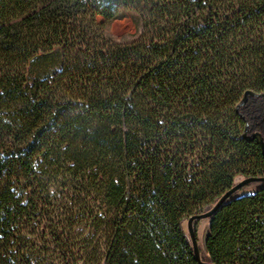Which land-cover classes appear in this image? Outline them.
<instances>
[{"label":"trees","instance_id":"1","mask_svg":"<svg viewBox=\"0 0 264 264\" xmlns=\"http://www.w3.org/2000/svg\"><path fill=\"white\" fill-rule=\"evenodd\" d=\"M246 89L264 0H0V264H198L188 217L264 175ZM207 223L202 260L264 264V182Z\"/></svg>","mask_w":264,"mask_h":264},{"label":"water","instance_id":"2","mask_svg":"<svg viewBox=\"0 0 264 264\" xmlns=\"http://www.w3.org/2000/svg\"><path fill=\"white\" fill-rule=\"evenodd\" d=\"M249 97H264V89L260 92L253 91L251 89H246L239 101L237 102L235 108L238 111L240 107H242L247 99ZM241 116L245 119V117L241 114ZM242 137L251 140V139H256L260 150L262 154L264 155V137L262 136L261 132L259 131H253L251 133H248V124L247 121H245V126L242 132ZM250 182H264V175L261 176H247L239 180L237 183H235L230 189L225 191L219 198L218 200L214 203L212 207H210L208 210L200 212V213H193L190 215L186 221V228L187 232L189 234L191 244L193 247V252H194V257L198 264H214L209 261H205L201 259V252H200V247H199V241L197 239V235L195 234V228H194V221L195 220H202V219H208L216 210L217 208L222 204V202L227 199L229 196H231L234 192L238 191L241 189L244 185ZM256 191L254 188H247L244 190L239 191L235 196L236 197H241V196H248L253 194ZM207 232H208V223L203 228L202 235H201V243H202V248L205 250L206 248V237H207Z\"/></svg>","mask_w":264,"mask_h":264},{"label":"rangeland","instance_id":"3","mask_svg":"<svg viewBox=\"0 0 264 264\" xmlns=\"http://www.w3.org/2000/svg\"><path fill=\"white\" fill-rule=\"evenodd\" d=\"M105 31L115 39H123L133 34L135 28L131 16L129 14H123L109 20L105 25ZM241 109L248 124V133L259 131L264 137L261 131V129L264 130V97H249ZM257 125H259L261 129H259ZM260 185L262 184L254 183L251 184L250 187ZM206 223L207 219H202L199 220L196 225L199 247L202 246L201 235Z\"/></svg>","mask_w":264,"mask_h":264},{"label":"crops","instance_id":"4","mask_svg":"<svg viewBox=\"0 0 264 264\" xmlns=\"http://www.w3.org/2000/svg\"><path fill=\"white\" fill-rule=\"evenodd\" d=\"M257 126H258L259 129H261V127L259 125H257ZM261 131H262V133L264 135V130L261 129Z\"/></svg>","mask_w":264,"mask_h":264}]
</instances>
